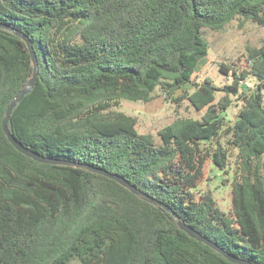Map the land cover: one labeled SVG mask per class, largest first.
I'll use <instances>...</instances> for the list:
<instances>
[{"label": "trees", "instance_id": "trees-1", "mask_svg": "<svg viewBox=\"0 0 264 264\" xmlns=\"http://www.w3.org/2000/svg\"><path fill=\"white\" fill-rule=\"evenodd\" d=\"M235 18L264 27V0H0V264H237L178 222L234 258L264 264V40L248 49L243 70L220 65L232 72L229 85L192 81L208 54L202 30ZM21 37L38 71L8 130L29 150L73 165L28 158L2 130L33 74ZM249 78L256 82L246 90ZM156 89L202 115L175 119L154 138L113 110L123 100L147 103ZM226 147L236 156L223 212L193 189L207 160L227 173Z\"/></svg>", "mask_w": 264, "mask_h": 264}, {"label": "rangeland", "instance_id": "rangeland-1", "mask_svg": "<svg viewBox=\"0 0 264 264\" xmlns=\"http://www.w3.org/2000/svg\"><path fill=\"white\" fill-rule=\"evenodd\" d=\"M202 36L208 43V54L198 64L192 81L196 84L209 81L216 88H222L231 83V70L241 71L245 68L248 49L261 46L264 40V27L257 26L250 21H244L241 18H235L218 31L202 30ZM221 64L228 65L231 70L226 74L222 73L220 71ZM255 82L253 78H249L240 84L246 90H250L251 87L248 88L246 83L254 85ZM184 90L191 93L193 88L187 85ZM181 94L182 91H178L174 97L179 98ZM222 95V92H216V100ZM234 98V95L231 94L230 99L233 100ZM240 108L241 102L238 101L226 110L227 121H232ZM113 110L134 118L138 133L150 134L154 138H157V132L160 129L175 119H199L203 113V111H196L186 99L166 100L159 89L155 90L153 99L147 103L123 100ZM222 143H224V140H222ZM227 152V173L214 165L211 160H207L203 166L202 179L198 186L193 189L196 198L210 193L217 207L223 212H228L231 208V182L235 170L236 156L235 150L227 148Z\"/></svg>", "mask_w": 264, "mask_h": 264}, {"label": "water", "instance_id": "water-1", "mask_svg": "<svg viewBox=\"0 0 264 264\" xmlns=\"http://www.w3.org/2000/svg\"><path fill=\"white\" fill-rule=\"evenodd\" d=\"M21 38L25 41V43H26V45L28 47V50H29V53H30V57H31V61L33 63V74H32V77L30 78V80L28 81L27 86L23 90H21L20 92H18L16 94L15 98L11 101L9 106L6 108L5 115H4V118L2 120V130H3L4 134H5L8 142L18 152H20L21 154L25 155L28 158H31V159H33V160H35L37 162L47 163V164H65V165L72 164V163H69V162L58 161V160H53V159H50V158H45V157H43V156H41V155L29 150L28 148H26L22 144H20L16 140V138L8 130V121H9V117L11 115L12 110L21 101V99L26 94H28L31 91L32 87L34 86V83H35V80H36V76H37V71H38V64H37L36 56H35L34 50L32 48L31 42L26 37H21ZM74 165H78V164H74ZM87 168L89 170L95 172V173L101 174V175L106 176V177H108V178H110L112 180H115L116 182H118L120 185H122L126 189L130 190L135 195L147 197L145 194H143L135 186L129 184L126 180H124L123 178H121V177H119L117 175L109 174L106 171H103V170H100V169H96V168H92V167H87ZM262 168H263V171H264V159H263V162H262ZM150 202L151 203H155L153 199H150ZM166 209L169 211L168 208H166ZM178 226H179L180 230L185 232L190 238L195 239V240H197L199 242H203V243L209 245L213 249H215L218 252H220L230 262L237 263V264H249V263H247L245 261L239 260L237 258H234V257L226 254L225 252L220 250L218 247H216L214 244H212L210 241H208L207 239L202 237L198 232L193 230L191 227L186 226L185 224H182L180 222H178Z\"/></svg>", "mask_w": 264, "mask_h": 264}, {"label": "built area", "instance_id": "built-area-1", "mask_svg": "<svg viewBox=\"0 0 264 264\" xmlns=\"http://www.w3.org/2000/svg\"><path fill=\"white\" fill-rule=\"evenodd\" d=\"M246 86H247L248 88H250V87L253 88L254 85H252L251 83H246Z\"/></svg>", "mask_w": 264, "mask_h": 264}]
</instances>
